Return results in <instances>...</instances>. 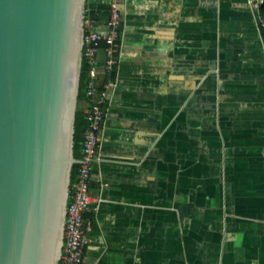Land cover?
Listing matches in <instances>:
<instances>
[{
	"label": "crops",
	"instance_id": "crops-1",
	"mask_svg": "<svg viewBox=\"0 0 264 264\" xmlns=\"http://www.w3.org/2000/svg\"><path fill=\"white\" fill-rule=\"evenodd\" d=\"M255 2L120 0L113 79L104 43L95 57L107 103L82 264H264V28ZM110 3L86 1L102 32ZM88 104L85 94L78 107Z\"/></svg>",
	"mask_w": 264,
	"mask_h": 264
},
{
	"label": "water",
	"instance_id": "water-1",
	"mask_svg": "<svg viewBox=\"0 0 264 264\" xmlns=\"http://www.w3.org/2000/svg\"><path fill=\"white\" fill-rule=\"evenodd\" d=\"M87 0H0V264H60Z\"/></svg>",
	"mask_w": 264,
	"mask_h": 264
},
{
	"label": "built area",
	"instance_id": "built-area-1",
	"mask_svg": "<svg viewBox=\"0 0 264 264\" xmlns=\"http://www.w3.org/2000/svg\"><path fill=\"white\" fill-rule=\"evenodd\" d=\"M120 0H111L110 14L107 20L108 31L96 29L94 19L85 17L86 34L84 37V57L90 65L86 94L89 104L85 109L87 125L83 134L82 153L79 157V170L67 209L65 243L60 264H82L87 245L94 230V219L88 212H94L99 205L92 192L93 169L99 156L100 132L106 116L107 92L99 87V72L95 67L97 52L105 44V66L110 72L119 61L120 37L123 16ZM263 0H256L259 9L260 25L264 28V14L260 10Z\"/></svg>",
	"mask_w": 264,
	"mask_h": 264
},
{
	"label": "trees",
	"instance_id": "trees-1",
	"mask_svg": "<svg viewBox=\"0 0 264 264\" xmlns=\"http://www.w3.org/2000/svg\"><path fill=\"white\" fill-rule=\"evenodd\" d=\"M261 12L264 14V0L260 6ZM90 71V65L87 62V59L84 57L82 63V70H81V82H80V93H79V100L82 99L86 94V87H87V80ZM109 78L113 79L116 74V67L110 71ZM76 131H75V156L79 158L81 156L82 150L81 146H83V134L84 130L87 125V118L86 113L83 111L81 107H78L76 113ZM81 147V148H80ZM79 170V162H75L72 168V188L75 184L77 179V174Z\"/></svg>",
	"mask_w": 264,
	"mask_h": 264
}]
</instances>
